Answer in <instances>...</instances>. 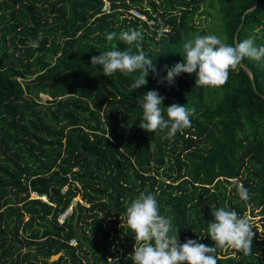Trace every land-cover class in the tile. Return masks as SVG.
Instances as JSON below:
<instances>
[{
  "label": "trees",
  "instance_id": "obj_1",
  "mask_svg": "<svg viewBox=\"0 0 264 264\" xmlns=\"http://www.w3.org/2000/svg\"><path fill=\"white\" fill-rule=\"evenodd\" d=\"M109 1L104 12L102 0H0V264H134L126 208L141 192L156 195L181 243L215 246L212 209L247 214L251 253L218 248V264H264V59H243L218 87L196 86L195 73L164 79L196 35L264 45V0ZM135 8L155 24L134 17ZM130 29L142 40L121 41ZM114 48L152 59L147 85L133 90L138 72L108 77L91 65ZM150 90L165 97L162 108H194L191 127L171 139L168 129H142Z\"/></svg>",
  "mask_w": 264,
  "mask_h": 264
},
{
  "label": "clouds",
  "instance_id": "obj_2",
  "mask_svg": "<svg viewBox=\"0 0 264 264\" xmlns=\"http://www.w3.org/2000/svg\"><path fill=\"white\" fill-rule=\"evenodd\" d=\"M166 31L161 28L160 34ZM107 40L117 37L115 32L105 33ZM42 34L37 39L29 40L30 47H38ZM119 39L128 45L142 40V35L135 29L122 31ZM227 37L208 34L196 35L183 42V62L176 63L167 69L164 78L173 85L175 78L181 73H195L196 86L218 87L224 85L230 70L236 69L245 58L260 61L264 59V45L257 46L254 39L247 38L235 45L228 44ZM139 47V45H137ZM91 65L102 66L104 75L110 77L116 72L125 76L139 73L131 84L133 90L148 84L149 71L155 72L152 59L146 57L140 50L138 54L117 49L102 52L91 57ZM161 83L164 81L161 80ZM165 97L156 90L147 91L143 95L142 123L139 125L147 132L158 129H168V138H173L178 131L191 127L190 117L195 109L186 105L172 104L166 108L165 119L163 105ZM152 147V145H151ZM239 197L243 201L251 199L249 190L242 184L235 185ZM127 226L135 234V246L130 258L134 264H218L215 253L217 249L234 248L248 255L252 251L253 221L244 214L241 216L235 210L220 207L212 209L214 222H209L208 234L215 242L209 247L194 239L181 243L177 230L173 227L172 217L160 213L156 195L141 192L126 208Z\"/></svg>",
  "mask_w": 264,
  "mask_h": 264
},
{
  "label": "built area",
  "instance_id": "obj_3",
  "mask_svg": "<svg viewBox=\"0 0 264 264\" xmlns=\"http://www.w3.org/2000/svg\"><path fill=\"white\" fill-rule=\"evenodd\" d=\"M102 2H103V5H102V11H104V12H108L109 9H110V1H109V0H102ZM131 13H132V15H133L134 17H137V18H139V19H141V20H143V21H146L147 24L150 25V26H153V25L155 24V20H154V18H149V17H147V15H146L143 11H141V10H139V9H136V8H135V9H132V10H131ZM73 184H74V186L80 188V184L78 183V181H74ZM66 188H67V187L64 186V187L62 188V192H64ZM31 197L37 198V197H39V196H38V194H37L36 192H31ZM43 199H46V198L43 197ZM75 202H76V200H73L72 203H71V205L68 207V209H67L62 215H60V217L58 218L59 222H63V221H64L65 216H66L68 213H70V211H71V206H72L73 204H75ZM69 243L72 244V245H75V243H76V242H75V239H71Z\"/></svg>",
  "mask_w": 264,
  "mask_h": 264
},
{
  "label": "water",
  "instance_id": "obj_4",
  "mask_svg": "<svg viewBox=\"0 0 264 264\" xmlns=\"http://www.w3.org/2000/svg\"><path fill=\"white\" fill-rule=\"evenodd\" d=\"M254 7H255V6L249 8L247 11L252 10ZM241 65H242V67L246 70V72L250 75V77L252 78L253 75H252V72L250 71V69L247 68L244 64H241ZM59 255H60V253H57V254H55V255H52V256L50 257L49 260L52 261V260H54V259H57V258L59 257Z\"/></svg>",
  "mask_w": 264,
  "mask_h": 264
},
{
  "label": "rangeland",
  "instance_id": "obj_5",
  "mask_svg": "<svg viewBox=\"0 0 264 264\" xmlns=\"http://www.w3.org/2000/svg\"><path fill=\"white\" fill-rule=\"evenodd\" d=\"M40 96V100L42 101V102H45L47 99H48V96L46 95V94H40L39 95ZM74 200H77V201H79V200H81L80 199V196H76V198H74ZM85 204V203H84Z\"/></svg>",
  "mask_w": 264,
  "mask_h": 264
}]
</instances>
